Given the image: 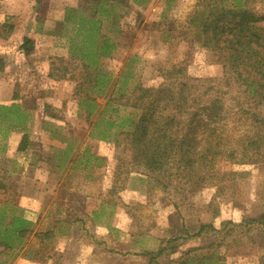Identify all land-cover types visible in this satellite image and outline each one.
I'll list each match as a JSON object with an SVG mask.
<instances>
[{
    "label": "rangeland",
    "instance_id": "374dc122",
    "mask_svg": "<svg viewBox=\"0 0 264 264\" xmlns=\"http://www.w3.org/2000/svg\"><path fill=\"white\" fill-rule=\"evenodd\" d=\"M86 1L0 0V23L14 26L11 36L0 38V232L11 229L15 217L29 222L11 248L0 244V264H174L189 250L195 262L213 251L223 258L203 259L205 264H264V129L251 117L262 111L226 85L218 54L205 48L203 0L118 5L117 31L110 28L112 19L101 26V35L117 46L99 62L101 75L110 74L100 96L88 86L92 68L85 72L72 53L80 40L74 22L89 17ZM244 7L264 14V0H245ZM68 8L76 10L70 20ZM24 36L34 39L29 55L19 49ZM127 70L133 93L117 97L112 110H119L105 111L104 118L137 117L138 111L122 104L137 98V87L175 93L185 83L188 90L195 86L193 94L208 87L231 90L215 177L205 173L202 183L166 177L163 183L171 185L164 188L135 164L131 137L116 129L114 140L90 136L98 133L91 125L105 94ZM150 99L144 97L142 105ZM23 135L26 147L18 149ZM258 138L259 155L250 144ZM202 225L214 230L197 235Z\"/></svg>",
    "mask_w": 264,
    "mask_h": 264
},
{
    "label": "trees",
    "instance_id": "16d2710c",
    "mask_svg": "<svg viewBox=\"0 0 264 264\" xmlns=\"http://www.w3.org/2000/svg\"><path fill=\"white\" fill-rule=\"evenodd\" d=\"M86 3L84 10H87L89 17L80 15L74 22L75 36L80 40L72 46L74 48L72 53L79 56L85 72L92 68L86 79L90 90L100 96L110 79V74L107 72L101 75L99 62L110 57L117 46L109 36L101 35L102 22L112 19L110 28L114 32L117 31L116 7L126 4V0H87ZM201 4L204 9H199V13L201 19H204L202 34L205 36V48L218 54L226 85L236 86L256 110L262 111V114L252 112L251 117L256 126L264 129V14L251 13L244 7L245 0H203ZM75 12L74 8H68L65 19L70 20V16L75 15ZM13 30L12 23H0V38H8ZM19 49L25 55L31 54L34 50V39L24 36ZM3 68L4 60L0 57V71ZM48 76L53 77V74L49 72ZM65 76L66 72L62 73L60 78ZM131 77V71L127 70L121 84L115 83L111 86L109 94H105L107 98L103 109L99 111L91 125L92 130L98 129V133L91 132L90 136L102 142L114 140L111 131L116 129L124 135V139L126 136L131 137L129 143L135 164L154 174L157 182H161L164 188L171 185L169 182L163 183L162 179L166 177L173 176L179 181L189 177L191 180H197L195 183L204 182L205 173L209 178L215 177V162L223 153L220 134L227 125L229 113L232 111L224 103L225 95L229 97L231 90L214 91L212 87H208L206 91L193 94L190 89L195 86L188 90L185 83H180L179 91L175 93L167 87L144 89L137 87V91L141 92L137 95L138 99L132 98L122 103L123 106L138 111L137 117L132 116L137 114L133 112L125 117L104 118V112L112 110L115 106L113 101L117 97L122 101L126 93H133L134 89L127 84ZM144 97L151 99L142 105ZM90 100L94 103L95 99L92 97ZM89 106L93 105L90 103ZM118 110L116 107L112 111ZM90 112L91 110L88 111L89 114ZM14 113L16 114V109L9 116H15ZM258 139L251 141L250 144L259 155L262 154L260 153L262 139ZM26 141L27 136L23 135L18 149H24ZM233 153L234 149L229 155ZM163 175L166 176L160 177ZM28 224L29 222L23 218H13L11 229L0 232V244L11 248L14 238L24 237ZM262 225L264 227V221ZM208 227L214 230L212 225H202L196 234L200 235ZM177 238L174 237L170 241ZM192 251L184 253L174 264H205L204 260L223 259L213 251L195 262V256H189V252Z\"/></svg>",
    "mask_w": 264,
    "mask_h": 264
},
{
    "label": "crops",
    "instance_id": "0c3cea01",
    "mask_svg": "<svg viewBox=\"0 0 264 264\" xmlns=\"http://www.w3.org/2000/svg\"><path fill=\"white\" fill-rule=\"evenodd\" d=\"M28 37H30V36H28ZM30 38H33V37H30Z\"/></svg>",
    "mask_w": 264,
    "mask_h": 264
}]
</instances>
